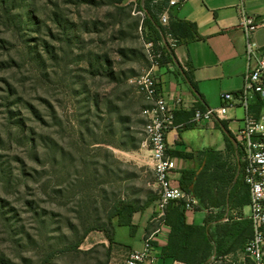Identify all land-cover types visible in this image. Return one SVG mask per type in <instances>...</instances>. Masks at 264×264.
Masks as SVG:
<instances>
[{
    "label": "rangeland",
    "instance_id": "obj_1",
    "mask_svg": "<svg viewBox=\"0 0 264 264\" xmlns=\"http://www.w3.org/2000/svg\"><path fill=\"white\" fill-rule=\"evenodd\" d=\"M134 8L0 0V264H40L79 241L54 264H107L85 231L98 228L96 242L117 202L157 197L144 98L128 83L147 65Z\"/></svg>",
    "mask_w": 264,
    "mask_h": 264
},
{
    "label": "crops",
    "instance_id": "obj_2",
    "mask_svg": "<svg viewBox=\"0 0 264 264\" xmlns=\"http://www.w3.org/2000/svg\"><path fill=\"white\" fill-rule=\"evenodd\" d=\"M124 1L136 7L140 0ZM238 3L239 0H185L182 5L169 10L170 22L173 20L192 22L197 27L198 35L196 39L175 48L174 63L164 62L155 71L159 78V90L165 95L169 104L172 106L176 100L180 99L186 105L176 112L175 127L166 136L168 153L184 151L186 154V157L172 156L176 161V170L171 176L172 184L175 186H179L183 170L200 171L208 159L219 157L220 162H225L227 167L239 166L238 157L229 147L221 125V122H224L231 134L235 136L242 127L244 118V110L239 104L230 108L227 115L221 120L205 121L200 125L191 122L196 109L217 108L222 104V94L230 93L238 97L243 88V77L247 66L246 38L240 27L237 12ZM248 11L264 19V1L255 0ZM254 39L260 47L264 46V27L257 30ZM187 75L196 84V90L191 86ZM143 102L145 106L141 109V117L145 124L142 112L151 104L145 99ZM234 147L236 150L239 148L235 145ZM148 153L150 155L149 151ZM213 170L211 168L210 172ZM156 201L157 197L148 207L136 212L132 216L131 226H120L115 222L112 243L103 232H99L95 236L98 239L96 242L94 237L89 234L85 238L88 246L84 249L89 251L97 244L103 245L107 252L109 251L107 264H124L128 253L141 249L145 236L156 229L157 223L153 220ZM212 210L214 213L200 208H196L194 211L186 210L187 224L205 226L209 214L216 216L221 212L219 208ZM242 213V218L250 220L248 217L249 205L244 207ZM229 215H232L234 220H240L236 210L231 212L226 210L225 218ZM227 221L228 219H224L222 222L226 223ZM125 227L128 228V232L123 233L119 230ZM166 228L167 239L156 246L157 260L155 264H189L171 258H163L162 249L168 244L171 232V227L168 224ZM82 245L84 247V244ZM244 245L246 244L238 245L234 251L219 260L213 256L210 263L211 261H225L229 264H251L244 254Z\"/></svg>",
    "mask_w": 264,
    "mask_h": 264
},
{
    "label": "built area",
    "instance_id": "obj_3",
    "mask_svg": "<svg viewBox=\"0 0 264 264\" xmlns=\"http://www.w3.org/2000/svg\"><path fill=\"white\" fill-rule=\"evenodd\" d=\"M162 0H154L159 4ZM185 0H165L159 21L163 26L170 22L169 10L180 6ZM237 12L240 27L246 38L247 66L243 77V88L235 97L230 93L221 95L222 104L212 109H196L191 122L200 125L202 122L223 119L230 108L237 104L244 110L242 127L234 138L241 150L239 161L242 164V175L250 192V213L248 217L253 224V236L244 248L245 256L251 264H264V46L260 47L254 39L257 30L264 27V19L249 13L245 0H239ZM134 14L139 16V34L144 45L147 60L145 69L128 79L136 93L151 104L142 115L145 119L143 133L144 146L150 152V160L155 175L157 201L153 220L157 227L144 238L143 247L128 253L124 264H155L156 246L167 239L166 212L171 202H182L186 210L194 211L197 200L181 187L172 184L171 176L176 170V161L168 153L166 136L175 127V115L186 105L176 100L171 106L159 90V78L155 71L162 65L167 46L177 47V41L168 36L157 42L148 39L144 27L146 13L136 6ZM237 102V103H236ZM209 213H214L210 210Z\"/></svg>",
    "mask_w": 264,
    "mask_h": 264
},
{
    "label": "trees",
    "instance_id": "obj_4",
    "mask_svg": "<svg viewBox=\"0 0 264 264\" xmlns=\"http://www.w3.org/2000/svg\"><path fill=\"white\" fill-rule=\"evenodd\" d=\"M153 1L140 0L137 4L138 8L146 13L144 27L147 30L148 39L157 42L172 36L179 46L198 37L196 25L189 21L173 20L169 22L168 26L161 25L159 15L166 3L165 0H162L159 4H153ZM175 48L166 47L162 64L164 62L174 63ZM187 79L193 89L196 90V84L188 75ZM221 125L229 147L238 157L239 166L227 167L225 162H220L219 157L212 160L208 159L200 171L183 170L179 181L181 189L190 193L197 200V208L202 210L219 208L221 212L216 216L209 214L206 218V225L199 227L187 224L186 208L182 202H171L167 207L165 219L166 224L171 227V232L168 244L162 249L163 258H171L189 264H210L213 256L219 260L234 251L238 245L247 244L253 236L252 222L248 218H242V210L250 203V192L242 175V164L239 161L241 150L240 148L235 149L231 140V138H235L227 125L224 122H221ZM169 154L173 157H186L184 151H175ZM211 168L214 170L210 172ZM236 178L237 180H235ZM154 199L148 200L141 207L132 202H117L108 217L109 229L103 228L100 231L104 232L112 243L115 222L120 226H131L132 216L148 207ZM226 210L229 212L238 211L240 220H234L232 215L225 218ZM224 219H228V221L223 223ZM97 229L88 228L85 231V236ZM80 247L81 241L69 244L60 250H48L40 264H54V260L60 253L73 251L82 253ZM107 255L109 256V251Z\"/></svg>",
    "mask_w": 264,
    "mask_h": 264
},
{
    "label": "water",
    "instance_id": "obj_5",
    "mask_svg": "<svg viewBox=\"0 0 264 264\" xmlns=\"http://www.w3.org/2000/svg\"><path fill=\"white\" fill-rule=\"evenodd\" d=\"M144 1V0H143ZM232 142L234 143L235 146H238L237 142L235 139L231 138Z\"/></svg>",
    "mask_w": 264,
    "mask_h": 264
}]
</instances>
